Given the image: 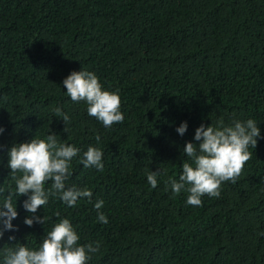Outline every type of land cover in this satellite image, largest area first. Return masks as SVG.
Listing matches in <instances>:
<instances>
[{"label":"trees","instance_id":"obj_1","mask_svg":"<svg viewBox=\"0 0 264 264\" xmlns=\"http://www.w3.org/2000/svg\"><path fill=\"white\" fill-rule=\"evenodd\" d=\"M80 70L119 95L122 123L106 128L66 95L63 80ZM247 119L261 135L236 183L201 206L173 196L166 181L181 175L196 128ZM0 127V204L15 192L10 147L51 133L79 149L66 187L93 193L74 207L50 197L35 214L13 195L0 264L5 248L37 250L63 218L80 245L99 242L87 264H264V0H0ZM89 146L103 152V171L81 163ZM157 169L167 175L153 189ZM29 215L47 220L29 227Z\"/></svg>","mask_w":264,"mask_h":264},{"label":"clouds","instance_id":"obj_2","mask_svg":"<svg viewBox=\"0 0 264 264\" xmlns=\"http://www.w3.org/2000/svg\"><path fill=\"white\" fill-rule=\"evenodd\" d=\"M63 87L73 102H86L87 114L100 121L104 127L111 128L114 124L123 122L119 95L103 89L94 72L72 71L63 80ZM54 113L65 124L69 121V116L59 107L54 109ZM187 127V122H182L176 131L183 136ZM64 130L66 131V127ZM3 131L0 127V133ZM260 135L254 119L234 120L231 125L220 122L215 127L201 124L194 135L199 143L187 142L183 147L182 154L190 162L182 163V173L178 179L168 177L166 181L173 196L182 191L187 192L186 203L194 207L202 205V197L205 195L218 198L224 182L236 183L244 165L252 158L249 147L256 148ZM95 138L97 142L100 141L99 135ZM78 152L79 149L75 146L58 143L55 133L43 139L32 138L30 142L16 143L10 147L8 167L15 181V192L10 193L0 204V237L6 231H15L12 221L17 218L18 212L13 203V195L27 196L23 207L31 214L47 205L50 197H58L68 207H74L78 199L82 198L91 202L93 193L90 189L66 187V181L71 175L70 162ZM102 157L103 152L99 148L89 146L83 153L81 163L85 168L95 167L103 171ZM165 175L166 170L151 171L147 173V182L155 189L158 177ZM49 181L51 187L46 191L45 183ZM3 191L0 189V192ZM103 205L104 201L98 200L94 208L97 211V220L106 224L108 217L101 211ZM46 220L45 215H29L25 217L24 223L31 227L34 222L45 224ZM8 239L13 241L15 236H9ZM79 239L69 219L63 218L46 234L37 250L23 245L15 249L5 248L3 264H87L90 254L97 252L100 245L99 242L80 245Z\"/></svg>","mask_w":264,"mask_h":264}]
</instances>
